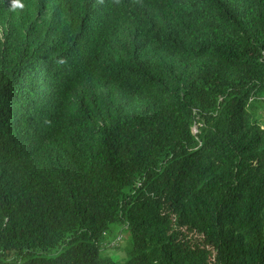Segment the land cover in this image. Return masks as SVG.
I'll return each instance as SVG.
<instances>
[{
	"label": "trees",
	"instance_id": "trees-1",
	"mask_svg": "<svg viewBox=\"0 0 264 264\" xmlns=\"http://www.w3.org/2000/svg\"><path fill=\"white\" fill-rule=\"evenodd\" d=\"M21 2L0 0V264H264V0Z\"/></svg>",
	"mask_w": 264,
	"mask_h": 264
},
{
	"label": "rangeland",
	"instance_id": "rangeland-1",
	"mask_svg": "<svg viewBox=\"0 0 264 264\" xmlns=\"http://www.w3.org/2000/svg\"><path fill=\"white\" fill-rule=\"evenodd\" d=\"M257 117L259 120H264V101L261 104ZM193 131H196L195 127ZM130 248L131 242L126 227L123 224H113L111 230L103 238L101 253L110 257L116 263H120L128 257Z\"/></svg>",
	"mask_w": 264,
	"mask_h": 264
},
{
	"label": "clouds",
	"instance_id": "clouds-1",
	"mask_svg": "<svg viewBox=\"0 0 264 264\" xmlns=\"http://www.w3.org/2000/svg\"><path fill=\"white\" fill-rule=\"evenodd\" d=\"M24 5L21 2V0H10V10L16 11V10H23Z\"/></svg>",
	"mask_w": 264,
	"mask_h": 264
}]
</instances>
